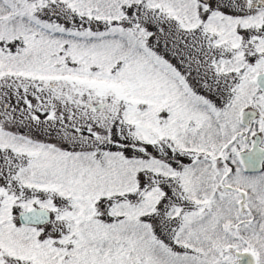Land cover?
<instances>
[{"label":"snow or ice","instance_id":"6c2138e0","mask_svg":"<svg viewBox=\"0 0 264 264\" xmlns=\"http://www.w3.org/2000/svg\"><path fill=\"white\" fill-rule=\"evenodd\" d=\"M0 264H264V0H0Z\"/></svg>","mask_w":264,"mask_h":264}]
</instances>
